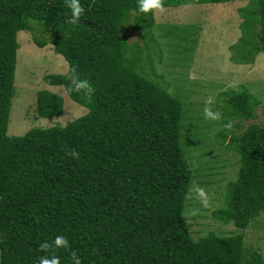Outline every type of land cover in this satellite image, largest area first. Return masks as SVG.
<instances>
[{
    "label": "trees",
    "instance_id": "16d2710c",
    "mask_svg": "<svg viewBox=\"0 0 264 264\" xmlns=\"http://www.w3.org/2000/svg\"><path fill=\"white\" fill-rule=\"evenodd\" d=\"M81 4L85 12L73 25L65 0H0V264H37L45 255L39 245L57 235L70 243L55 250L61 264H72L73 250L81 264H264L263 252L247 248L243 233H191L185 217L194 206L187 197L195 173L181 142L185 104L156 67L151 75L138 65L141 48L133 49L126 36L132 26L143 42L149 39L155 10L139 12L137 0ZM238 11L242 35L231 46V60L252 63L264 53V0H250ZM22 30L66 58L68 72L44 80L64 86L88 112L66 125L11 136ZM70 75L87 80L94 93L72 91ZM36 101L42 117L63 113L59 93L42 89ZM227 107L234 130L215 137L240 154V168L227 184V206L213 216L245 230L264 211V101L242 87L229 93ZM73 149L79 159L66 154Z\"/></svg>",
    "mask_w": 264,
    "mask_h": 264
},
{
    "label": "rangeland",
    "instance_id": "374dc122",
    "mask_svg": "<svg viewBox=\"0 0 264 264\" xmlns=\"http://www.w3.org/2000/svg\"><path fill=\"white\" fill-rule=\"evenodd\" d=\"M249 1L199 3L188 0L179 6L164 7L162 12L154 11V31L144 42L142 31L132 26L128 27L126 36L133 49L141 48L138 65L144 66L151 75L156 67L170 92L180 96L185 104L181 142L195 173L191 189L199 185L210 197V206L205 208L195 193L191 189L189 191L192 199L187 205L189 203L199 209L198 216L189 215V211L186 215L193 237L198 238L210 231L220 235L243 233L245 246L260 249L264 255V211L245 230H238L234 224H225L213 216L216 209L227 206V184L238 177L240 168V154L215 137L216 133L225 131L222 125L231 117L226 108L229 93L244 87L264 101V53H258L252 63L241 64L231 60V46L242 35L240 25L244 19L238 9ZM38 23L35 31L39 35L43 23ZM17 39L20 47L17 52L16 92L8 134L24 135L35 127L66 125L85 115L88 108L73 100L64 86L50 85L44 80L48 73H67L69 62L66 58L56 51L53 44L39 47L32 32L19 31ZM42 89L64 97L61 115L52 118L38 115L37 93ZM209 95L215 100L213 109L224 112L225 116L222 115L220 121L204 118V101ZM257 113L262 118L261 108ZM252 121L256 120L245 121V126Z\"/></svg>",
    "mask_w": 264,
    "mask_h": 264
},
{
    "label": "clouds",
    "instance_id": "9594fccd",
    "mask_svg": "<svg viewBox=\"0 0 264 264\" xmlns=\"http://www.w3.org/2000/svg\"><path fill=\"white\" fill-rule=\"evenodd\" d=\"M66 7L70 9V17L67 20L69 24H78L82 14L85 12V8L81 4V0H65ZM137 8L139 12L147 13L149 11H164L163 0H137ZM69 79L71 80V90L82 93L88 96H91L94 93V88L87 80H81L74 75H70ZM215 103L214 97L209 95L205 101V107L203 108V115L206 120L220 121L222 119V113L219 110H214L213 105ZM235 121L228 120L222 125L225 131L231 132L234 130ZM66 154L72 158L79 159V152L75 149L70 152L65 150ZM191 192H194L196 198L200 201V204L207 208L210 206V197L207 191L200 187L199 185H194L191 189ZM188 199H192V196L189 195ZM199 212V209L192 208L189 210V215L196 216ZM187 218V216L185 217ZM70 247L69 240L66 236L57 235L54 240L49 243L44 241L39 245V250L45 255L39 257L37 264H61V259L58 255H55V250L57 249H68ZM49 253H52L49 255ZM71 260L72 264H81V258L76 251H71Z\"/></svg>",
    "mask_w": 264,
    "mask_h": 264
}]
</instances>
